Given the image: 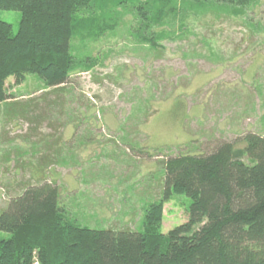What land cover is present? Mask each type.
<instances>
[{"label": "rangeland", "instance_id": "374dc122", "mask_svg": "<svg viewBox=\"0 0 264 264\" xmlns=\"http://www.w3.org/2000/svg\"><path fill=\"white\" fill-rule=\"evenodd\" d=\"M248 14L188 19L189 31L170 33L155 52H131L123 34H107L89 45L95 67L63 91L36 92L43 85L33 76L19 85L8 78L15 100L0 105V212L46 181L79 226L136 232L161 199L166 158L264 136V0ZM0 21L17 33L21 14L0 11ZM195 49L214 63L194 59ZM128 144L155 157L139 158ZM189 205L181 195L165 202L159 233L183 224Z\"/></svg>", "mask_w": 264, "mask_h": 264}, {"label": "trees", "instance_id": "16d2710c", "mask_svg": "<svg viewBox=\"0 0 264 264\" xmlns=\"http://www.w3.org/2000/svg\"><path fill=\"white\" fill-rule=\"evenodd\" d=\"M258 1L0 0V11L21 14L17 33L0 21V105L15 100L8 78L19 85L33 76L43 85L36 92L63 91L95 67L89 45L107 34L124 35L131 52L162 51L170 33L189 31L188 19L247 21ZM206 53L191 51L214 63ZM138 146L127 149L155 157ZM163 173L161 199L136 232L81 227L60 207L55 183L25 187L0 212V264H264V136L247 132L207 153L168 157ZM174 195L190 201L186 220L163 236L162 205Z\"/></svg>", "mask_w": 264, "mask_h": 264}]
</instances>
